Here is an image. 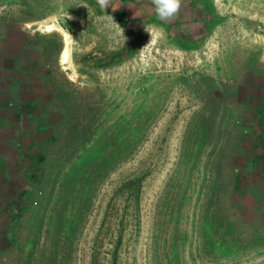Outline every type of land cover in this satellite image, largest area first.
Wrapping results in <instances>:
<instances>
[{
    "label": "rangeland",
    "instance_id": "1",
    "mask_svg": "<svg viewBox=\"0 0 264 264\" xmlns=\"http://www.w3.org/2000/svg\"><path fill=\"white\" fill-rule=\"evenodd\" d=\"M245 81L264 0H0V264H264Z\"/></svg>",
    "mask_w": 264,
    "mask_h": 264
},
{
    "label": "crops",
    "instance_id": "2",
    "mask_svg": "<svg viewBox=\"0 0 264 264\" xmlns=\"http://www.w3.org/2000/svg\"><path fill=\"white\" fill-rule=\"evenodd\" d=\"M243 84L246 86L245 91H249V94L255 91L258 100L254 106L247 107L246 113L254 114L260 120L242 126L243 132L248 135L243 141L242 156L245 157L246 162L248 161L245 165L253 163L258 166L254 171L260 179L264 180V82L256 84L245 81Z\"/></svg>",
    "mask_w": 264,
    "mask_h": 264
},
{
    "label": "clouds",
    "instance_id": "3",
    "mask_svg": "<svg viewBox=\"0 0 264 264\" xmlns=\"http://www.w3.org/2000/svg\"><path fill=\"white\" fill-rule=\"evenodd\" d=\"M158 2L165 6L169 15L175 13L180 7V0H158Z\"/></svg>",
    "mask_w": 264,
    "mask_h": 264
},
{
    "label": "bare ground",
    "instance_id": "4",
    "mask_svg": "<svg viewBox=\"0 0 264 264\" xmlns=\"http://www.w3.org/2000/svg\"><path fill=\"white\" fill-rule=\"evenodd\" d=\"M54 29V26L53 25H50V24H48V25H46L45 26V30L46 31H52ZM65 44H64V48H63V50H62V52H61V62L63 63V64H65V63H67L68 62V60H69V51H68V40H67V36L65 35Z\"/></svg>",
    "mask_w": 264,
    "mask_h": 264
},
{
    "label": "water",
    "instance_id": "5",
    "mask_svg": "<svg viewBox=\"0 0 264 264\" xmlns=\"http://www.w3.org/2000/svg\"><path fill=\"white\" fill-rule=\"evenodd\" d=\"M151 1H153L158 6L159 13H161V17L163 19H166L169 14L167 13L165 6L162 3H159L158 0H151Z\"/></svg>",
    "mask_w": 264,
    "mask_h": 264
},
{
    "label": "trees",
    "instance_id": "6",
    "mask_svg": "<svg viewBox=\"0 0 264 264\" xmlns=\"http://www.w3.org/2000/svg\"><path fill=\"white\" fill-rule=\"evenodd\" d=\"M138 181H139V180L129 182V183H128V186H127V188H128L129 190H131V192L134 191V192L136 193V196H137L138 189H139V188L137 187L138 184H139Z\"/></svg>",
    "mask_w": 264,
    "mask_h": 264
}]
</instances>
